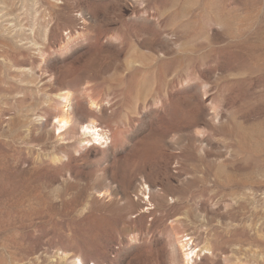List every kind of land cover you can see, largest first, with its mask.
<instances>
[{
    "label": "rangeland",
    "instance_id": "374dc122",
    "mask_svg": "<svg viewBox=\"0 0 264 264\" xmlns=\"http://www.w3.org/2000/svg\"><path fill=\"white\" fill-rule=\"evenodd\" d=\"M0 264H264V0H0Z\"/></svg>",
    "mask_w": 264,
    "mask_h": 264
},
{
    "label": "bare ground",
    "instance_id": "6f19581e",
    "mask_svg": "<svg viewBox=\"0 0 264 264\" xmlns=\"http://www.w3.org/2000/svg\"><path fill=\"white\" fill-rule=\"evenodd\" d=\"M66 110V109H65ZM91 121V120H90ZM93 121V120H92ZM57 122L60 124V127H62L61 129H63V128H66L67 126H69V124L71 123V119L69 118V117H60V118H58L57 119ZM97 125V124H96ZM95 124H93V123H87V124H84V125H81V128H82V130H81V133L83 134V135H89V136H92V135H97V139H105L106 138V136L102 133L103 131H102V129H99L97 126H96ZM102 131V132H101ZM105 131V130H104ZM94 138V137H93ZM182 246H185V245H182ZM185 248V247H184ZM183 248V249H184ZM194 250V249H193ZM188 252V253H187ZM186 252V254H185V256H187L188 257V254L189 253H191V252H193V251H191V252H189V251H187ZM194 252H196L195 250H194ZM190 256V255H189ZM189 258V257H188ZM187 258V259H188ZM80 261V260H79ZM81 262V261H80Z\"/></svg>",
    "mask_w": 264,
    "mask_h": 264
}]
</instances>
